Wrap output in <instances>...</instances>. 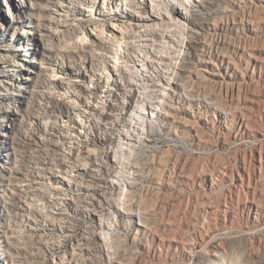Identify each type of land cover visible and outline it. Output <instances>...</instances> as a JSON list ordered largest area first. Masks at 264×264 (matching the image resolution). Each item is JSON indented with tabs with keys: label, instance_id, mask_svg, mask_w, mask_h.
<instances>
[{
	"label": "rangeland",
	"instance_id": "obj_1",
	"mask_svg": "<svg viewBox=\"0 0 264 264\" xmlns=\"http://www.w3.org/2000/svg\"><path fill=\"white\" fill-rule=\"evenodd\" d=\"M166 1L0 0V264H264V0Z\"/></svg>",
	"mask_w": 264,
	"mask_h": 264
},
{
	"label": "bare ground",
	"instance_id": "obj_2",
	"mask_svg": "<svg viewBox=\"0 0 264 264\" xmlns=\"http://www.w3.org/2000/svg\"><path fill=\"white\" fill-rule=\"evenodd\" d=\"M170 0H167L166 2H169ZM263 1V0H261ZM204 2V0H200V4L201 6L203 7L202 3ZM204 4V3H203ZM143 12H145V10H143ZM158 12H161V11H158ZM254 12V11H253ZM176 13H179L177 12L176 10ZM146 14V12H145ZM182 14L181 15V18L182 19H187L188 18V14L187 13H180ZM121 18H123V16H121ZM126 19H134V24H132L130 27H132L133 31L136 30L137 28H140L142 27L143 30L141 31L143 37L147 38L148 36L149 37H152V38H155L156 36L159 37V36H162L164 37L165 33H164V30L163 28L160 26V24H158V26L155 24V25H151L152 22H154L157 18V16L153 15V14H148L147 15H144V16H135L133 14H126L125 16ZM124 19V18H123ZM206 21V20H205ZM203 22L200 25L199 24H196L198 27H201V29H208V27L210 26V24L208 22ZM211 27V26H210ZM216 27V26H215ZM211 29V28H210ZM214 29V28H213ZM209 30V29H208ZM151 39H149V41H153ZM147 40V39H146ZM143 41V40H141ZM154 42V41H153ZM194 42V41H193ZM77 44H80L79 42H77ZM199 43H190V47L191 49L193 50V55H192V60H193V63L196 61V64H204V63H208V62H205L204 59L201 58L202 55H200V51H204V50H198V47H199ZM148 47V53H152L154 54L155 56L158 54V51L155 52V50H151L149 45H147ZM202 47V46H201ZM201 49V48H200ZM154 51V52H153ZM199 51V52H198ZM199 54H198V53ZM157 53V54H156ZM204 55V54H203ZM160 57L163 58L162 55H160ZM209 57V56H208ZM220 64H219V70L218 72H223L224 73V77L226 79H231L234 77L235 75V65H233V61L230 60V59H227L226 56H220ZM165 58V57H164ZM146 61L147 64H149L151 66L150 63H148L150 60H148V58H144L143 59V62ZM145 65V63H144ZM197 68V66H196ZM192 69H188V74L191 75V72L190 71ZM195 72V71H194ZM189 75V76H190ZM214 75V74H212ZM188 77V76H187ZM191 77V76H190ZM189 77V78H190ZM233 87V86H232ZM242 92V91H241ZM252 103V102H251ZM164 104V102H163ZM171 108V107H170ZM168 112V111H167ZM247 125L244 123L243 120H241L239 122V128H238V132L241 134V135H244V134H247ZM249 135V134H248ZM254 135V134H253ZM262 147V145H260ZM264 147V146H263ZM258 149V148H257ZM261 151V150H260ZM246 169V168H245ZM243 170V173L241 175H238L239 178V182L240 184L243 186L245 185H248V184H253L255 187L258 186V191L254 190L253 188V191L252 194H256V192L258 193L257 196H259V199H261V201L264 202V156H260L259 158V161H258V164H255L253 165V169H249L248 172L247 170ZM251 170V171H250ZM250 171V172H249ZM250 187V186H249ZM253 186H251L252 188ZM249 189V188H248ZM256 189V188H255ZM205 231V230H203Z\"/></svg>",
	"mask_w": 264,
	"mask_h": 264
}]
</instances>
